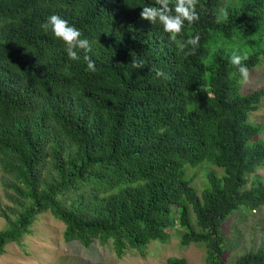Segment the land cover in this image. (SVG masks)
I'll return each mask as SVG.
<instances>
[{
	"label": "trees",
	"instance_id": "obj_1",
	"mask_svg": "<svg viewBox=\"0 0 264 264\" xmlns=\"http://www.w3.org/2000/svg\"><path fill=\"white\" fill-rule=\"evenodd\" d=\"M146 6L158 7L155 0H0V169L14 205L0 214L7 221L0 256L50 212L67 242L98 240L118 258L144 257L151 243H168L181 229L182 245L206 249L205 264H226L224 223L264 208V182L249 181L264 165V123L250 121L264 88L242 92L230 63L232 46L264 40V0H198L199 20L185 21L177 39L199 35V44L183 51L158 22L141 18ZM221 8L228 19L218 22ZM51 15L79 29L92 51L69 59L41 27ZM236 54L247 57L250 73L264 49ZM204 162L224 175L210 174L199 194L188 171ZM234 264H264V249Z\"/></svg>",
	"mask_w": 264,
	"mask_h": 264
},
{
	"label": "rangeland",
	"instance_id": "obj_2",
	"mask_svg": "<svg viewBox=\"0 0 264 264\" xmlns=\"http://www.w3.org/2000/svg\"><path fill=\"white\" fill-rule=\"evenodd\" d=\"M235 1L237 0H225V6ZM232 47L235 52L242 48L246 53H251L264 49V40L255 36ZM261 59L260 65L249 73V81L242 83V92L264 88V56ZM250 121L264 123V99L259 110L250 115ZM259 138L264 140V131ZM210 174L221 177L224 169L204 162L188 171V177L192 179V185L199 194L209 186ZM255 176L264 182V165L255 175L249 176V181ZM6 179L0 169V214L7 207L14 206L6 196ZM5 228L7 221L0 215V230ZM64 230L65 225L50 212L39 215L20 244L12 243L6 247L4 254L0 256V264H165L171 257L185 258L190 264H205L206 249L196 244L182 245L178 233L181 229L171 231L168 243H151L146 248L144 257L136 251H129L121 258L117 257L110 246L105 247L98 240L90 247H85L79 241L67 242ZM221 233L226 264H234L238 257L247 252L264 249V208L252 213L243 211L234 214L224 223Z\"/></svg>",
	"mask_w": 264,
	"mask_h": 264
},
{
	"label": "clouds",
	"instance_id": "obj_3",
	"mask_svg": "<svg viewBox=\"0 0 264 264\" xmlns=\"http://www.w3.org/2000/svg\"><path fill=\"white\" fill-rule=\"evenodd\" d=\"M157 6L143 7L140 16L142 19L162 26L163 31L169 34V39L176 43L177 47L183 51L187 46H192L193 50L198 46L200 37L196 35L186 42L178 40V36L181 35L184 28L185 21L189 25L199 20V14L197 13L198 0H174V9L170 7L173 4V0H155ZM173 10L174 13L173 14ZM223 19H228V11L224 8L220 9V14L217 17L218 22ZM41 27L47 32L51 31L52 34L63 42L67 56L71 60H79L78 49L85 53L92 51L91 43L87 38L82 39V33L74 25H70L66 19L61 18L58 15H51L47 22L41 25ZM189 55L193 52L187 53ZM246 56H242L233 52L230 58V63L237 67L239 72L241 83H247L249 81V69L242 61L246 60ZM84 60L87 63V69L91 72H96L95 61L89 55L84 56ZM132 66L136 69L144 67L142 62L133 61ZM158 77L165 76V73L159 69L156 70ZM166 78V77H165Z\"/></svg>",
	"mask_w": 264,
	"mask_h": 264
}]
</instances>
